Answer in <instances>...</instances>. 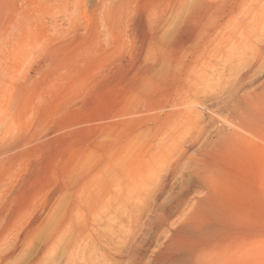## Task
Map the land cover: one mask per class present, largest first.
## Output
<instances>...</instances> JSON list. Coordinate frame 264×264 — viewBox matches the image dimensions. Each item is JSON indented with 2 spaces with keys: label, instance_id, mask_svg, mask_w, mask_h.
Returning a JSON list of instances; mask_svg holds the SVG:
<instances>
[{
  "label": "bare ground",
  "instance_id": "6f19581e",
  "mask_svg": "<svg viewBox=\"0 0 264 264\" xmlns=\"http://www.w3.org/2000/svg\"><path fill=\"white\" fill-rule=\"evenodd\" d=\"M83 1L30 0L25 9V0H0V264H89L98 228L128 210L138 212L128 238L129 264H230L231 257L252 251L242 243L228 245L231 237L249 234L227 227L242 215L221 196L227 171L220 161L262 130L263 57L231 62L224 86L213 90L222 78L220 52L230 56L256 31L263 0H240L236 7L233 0H90L102 11L107 33L137 40L139 60L117 81L126 94L115 110L121 121H111L85 146L73 143L76 154L60 169L57 156L38 155L34 146L27 148L30 139L14 138L8 122L12 110L21 116L25 97L16 81L30 46L37 44V50L43 38L52 41L50 31L58 32L42 18L60 8L70 25ZM50 47L53 66L58 57ZM23 167L21 179L10 181ZM164 236L146 255L143 246ZM113 252L119 262L117 242Z\"/></svg>",
  "mask_w": 264,
  "mask_h": 264
},
{
  "label": "rangeland",
  "instance_id": "374dc122",
  "mask_svg": "<svg viewBox=\"0 0 264 264\" xmlns=\"http://www.w3.org/2000/svg\"><path fill=\"white\" fill-rule=\"evenodd\" d=\"M25 1L26 2L23 5L26 9L30 4V0ZM239 1L240 0H233V6L236 7ZM251 3H253V0ZM96 9L97 8L92 6L90 0L83 1L82 4L80 3L75 6V10L73 9L74 22L70 25L67 23V20H65L63 11L60 8H56L55 14H53L52 17H43V24L49 27L50 30L51 25L54 27L56 24L58 32L51 36L52 32L49 30L52 41H46L44 38L41 40L40 46L37 47L43 49L44 52H40L41 49L39 51L38 48L36 50L37 44H35V46H30L32 49L29 48L31 50L28 55L29 58L25 57V61H23L18 68V73L20 75L18 74L19 80L17 79L16 82L22 87H20V92L24 93L23 97H25V99L21 96L23 98L24 107L22 106L23 109L20 117L14 112V110H12L8 122L9 130L13 133V137L18 140H23V138L30 139L27 148H32L33 150L36 149L38 155L42 156L43 152L49 153L50 155L52 154L54 158L57 156L58 159H56L60 161L58 163L59 167L58 165L57 167L60 169L63 166V162H68L75 156L76 143H84L85 146L87 145L86 141L88 138H94L96 135L99 137L107 127L111 126V124H109L111 121H115V123L116 121H121L118 117V112H115V110H120V105L125 101L126 94L124 93L125 86H119L117 81L127 69L129 70L136 65L139 60V47L137 40L125 36L124 33H107V28L103 21V13L100 9ZM238 17L240 19L242 18L241 15ZM257 21H259V24L255 26L256 31H251L250 35H248L247 41L237 44V46L229 52L230 56H227L223 49L216 61V66L219 72L218 75L222 76V78H219L218 76L219 80H215L216 88L213 91L218 93L219 87L224 86L225 79L228 77V66L231 62L238 63L241 57L247 56L249 57V60H254L259 55L263 57V78H261L263 80L260 79L258 81V83L263 81V109L261 111L263 127L259 132L260 134L262 132V134H257L239 141V145L234 148L235 150L233 148L230 149L229 152L231 154L228 152L225 155L228 156L222 158L220 161L221 167L224 166L223 169L227 171V175L223 180L225 184L224 182L222 183V187L224 188H221V196L231 202L233 210L237 215H242L240 221L238 220L234 223L228 224L227 227L230 230H240L245 235L249 234L247 236L248 238L245 236L238 237L239 235L231 237L230 239L228 238V245L233 249L242 243V245L245 244L248 249H252V251H250L252 254L247 252V254L243 253L240 256L231 257L229 260L230 264H264V0L263 15ZM236 36L239 37L241 35L238 34ZM116 38L118 40H116ZM69 42L73 43L75 47L70 45ZM67 44L71 48L68 49V46H66ZM49 47H54L55 57H58L56 58V63L52 61L53 66L52 64L49 65ZM61 47H64L67 53L64 52V49ZM70 49H72V51L69 52L71 58L68 59V51H70ZM35 50L36 52H34ZM56 51L59 53H56ZM60 53L62 54V58H60ZM36 56L37 58H35ZM64 57L67 60H63ZM57 60L59 64L57 63ZM59 60H62L63 64ZM41 66L43 67L41 68ZM52 67L56 70L57 74ZM42 69H44V72ZM38 74L44 76L41 77ZM48 76H53V79L50 77L51 80H47L46 78H48ZM25 80L27 83L24 84ZM31 80L33 83H30ZM27 84H29L30 88L26 87L28 86ZM25 88H27V90ZM34 89H36V91ZM28 94H30V96ZM33 95L34 101L32 98ZM110 97L113 98V100ZM119 98L120 100L118 101L117 99ZM109 101L110 103H108ZM27 104L30 106L28 107ZM112 105L114 107H111ZM113 110L114 113H112ZM205 119L208 121L209 117L205 116ZM87 135L88 137L84 138ZM260 137L263 138V140ZM54 141H59L58 143L61 145L59 146L58 143ZM45 142H47V145ZM68 144H70V147ZM38 146H40V148ZM53 148L55 149L52 150ZM237 151L243 153L239 152V154ZM24 173H26V171L23 167L16 173L13 180L11 179L10 181H19ZM20 174L23 175L20 176ZM178 191L179 189H177V192ZM129 212V210L120 214L118 212L119 217L117 219H114L116 216L113 213L108 223L106 222L104 225L101 224L96 232V234H99L98 242L94 244L95 248H93L92 251V261L89 264H129L126 259L128 252V238L132 234L133 226H131V222H134V219L138 216V212ZM257 235L259 237H257ZM165 236L158 242L151 244L150 247L145 244L143 248L146 255L153 254V251L157 250L161 243L165 241ZM245 238L247 239L245 240ZM238 239H241V241ZM116 242L120 246V255L122 254V259L119 262L115 260L113 252L114 244ZM95 260L97 263H95ZM206 264H216V262L213 261Z\"/></svg>",
  "mask_w": 264,
  "mask_h": 264
}]
</instances>
